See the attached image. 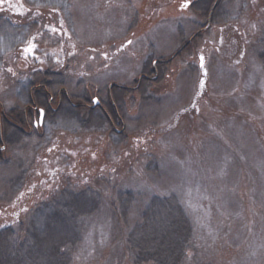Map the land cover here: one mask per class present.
I'll list each match as a JSON object with an SVG mask.
<instances>
[{
  "label": "rangeland",
  "instance_id": "obj_1",
  "mask_svg": "<svg viewBox=\"0 0 264 264\" xmlns=\"http://www.w3.org/2000/svg\"><path fill=\"white\" fill-rule=\"evenodd\" d=\"M157 1L0 0V228L60 234L32 201L92 194L71 264H135L131 231L175 196L184 264H264V0ZM19 51L33 75L5 66ZM39 85L56 116L35 126Z\"/></svg>",
  "mask_w": 264,
  "mask_h": 264
},
{
  "label": "trees",
  "instance_id": "obj_2",
  "mask_svg": "<svg viewBox=\"0 0 264 264\" xmlns=\"http://www.w3.org/2000/svg\"><path fill=\"white\" fill-rule=\"evenodd\" d=\"M176 1L177 0H160L157 2L161 4ZM191 6H196L194 1ZM146 12H143L144 19L146 14L150 15V10ZM198 12L203 18H209L211 14V17H214L213 15L215 14V12L212 13L205 8H199ZM150 19H152L151 16L148 21H150ZM21 57H24L23 53H21V51L16 52L14 55L6 57L4 64L12 72L22 74L27 70L26 73H30L31 75L35 68L28 60ZM260 59L264 64L263 51ZM146 68L148 69V66ZM53 76L56 75L44 72L39 78L40 81H42L46 77L53 78ZM39 87L41 88L42 85H39ZM35 93L36 97H41L43 100L39 98L31 100L32 109L34 110L31 109L28 113L27 110H25L23 115L27 118L24 122L31 121V118L36 113L35 109L37 108L45 111V118L47 120H53L56 116V113L52 109L54 97H51L52 95L48 94V91L46 92L44 88H41V91ZM63 95L66 97L65 93H63ZM87 160L88 157L83 158L80 162H85ZM56 196L57 195L51 196L48 199L44 196L41 200L32 201L33 206L30 209H45L42 215L44 216L45 214L47 219L51 217L56 221V224H59V226H56L61 227L60 229H62V232L60 234L54 233L47 236L46 239H42V235H40L37 229V224L32 222L30 228L27 226L23 230L25 232H21V235L17 237L18 234H16V231L12 227H1L0 264H25L28 259L33 261L32 264H71L72 257L70 249L78 244L79 238H76L80 236L76 231V217L74 214L76 216L85 215L95 210L98 206V197L92 194L76 193L66 190L62 191V193L59 192V195ZM91 197L93 200H89ZM133 203H135V199L132 196H127L122 199L123 210L126 212V216L132 208L131 206ZM63 204L66 205L61 206ZM66 206H68L69 209L67 208V211L64 212L65 214L59 211V209H63ZM56 210L57 212H55ZM68 210L69 213L72 212V217L70 219H67ZM40 213L42 212L40 211ZM53 223L55 224V222ZM65 223L66 226L64 225ZM192 234L191 223L175 196L164 199L157 197L153 198L149 203L147 211L142 215V221L129 235V244L135 253V264H184L189 245L192 241ZM16 238H19L18 241L21 239L25 240L21 242L18 251L14 252L13 244L17 243V240H15ZM27 238L35 242L36 247L34 249H31V245L27 246L28 243H25ZM154 246L155 248L152 250Z\"/></svg>",
  "mask_w": 264,
  "mask_h": 264
},
{
  "label": "flooded vegetation",
  "instance_id": "obj_3",
  "mask_svg": "<svg viewBox=\"0 0 264 264\" xmlns=\"http://www.w3.org/2000/svg\"><path fill=\"white\" fill-rule=\"evenodd\" d=\"M37 110V109H35ZM43 109H39V112H40V118L38 120V122L35 123V126H38V125H42L44 123V117H45V113L43 114L42 111ZM44 111V110H43ZM45 112V111H44ZM42 120V122H41Z\"/></svg>",
  "mask_w": 264,
  "mask_h": 264
},
{
  "label": "water",
  "instance_id": "obj_4",
  "mask_svg": "<svg viewBox=\"0 0 264 264\" xmlns=\"http://www.w3.org/2000/svg\"><path fill=\"white\" fill-rule=\"evenodd\" d=\"M188 4H189V3H187V5H188ZM95 101H96V100H95ZM95 101H94V102H95ZM97 104H98V102H95V105H97ZM42 112H43V111H42ZM41 122H42V120H41Z\"/></svg>",
  "mask_w": 264,
  "mask_h": 264
},
{
  "label": "snow or ice",
  "instance_id": "obj_5",
  "mask_svg": "<svg viewBox=\"0 0 264 264\" xmlns=\"http://www.w3.org/2000/svg\"><path fill=\"white\" fill-rule=\"evenodd\" d=\"M29 51H31V49H29ZM95 102H98V101H95Z\"/></svg>",
  "mask_w": 264,
  "mask_h": 264
}]
</instances>
